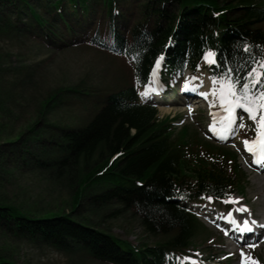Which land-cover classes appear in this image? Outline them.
<instances>
[{
	"label": "trees",
	"instance_id": "16d2710c",
	"mask_svg": "<svg viewBox=\"0 0 264 264\" xmlns=\"http://www.w3.org/2000/svg\"><path fill=\"white\" fill-rule=\"evenodd\" d=\"M134 2L136 15L125 36V27L116 23L117 0H0V32L33 29L60 40L61 32L63 36L71 32L73 39L84 37V42L128 56L135 80L107 94L83 125L44 123L50 128L43 140L45 130L34 124L25 140L18 138V144L10 147L17 166L31 158L36 168L68 181L73 193L69 213L49 211L44 217L0 202V233L6 237L59 251L82 250L110 264H160L169 252L188 248L200 229L172 194L223 197L235 188L243 189L234 152L200 141L186 127L175 132L171 118L158 120L154 106L138 101L136 88L145 83L152 60L164 50V72L171 76L181 73L185 65L193 66L210 48L222 66L243 75V65L251 57L259 59L264 51V0ZM96 4L104 8L97 22L91 18L71 27L64 12L83 19ZM244 44L249 45L247 53ZM222 66H212L213 74L226 70ZM65 91L50 94L40 114ZM3 164L4 148L0 149L1 170ZM81 201L97 209L112 202L131 209L144 230L160 242L138 247L100 230L81 217ZM0 264L15 263L0 255Z\"/></svg>",
	"mask_w": 264,
	"mask_h": 264
},
{
	"label": "rangeland",
	"instance_id": "374dc122",
	"mask_svg": "<svg viewBox=\"0 0 264 264\" xmlns=\"http://www.w3.org/2000/svg\"><path fill=\"white\" fill-rule=\"evenodd\" d=\"M117 1L120 13L116 23L126 26L136 15L135 0ZM92 7L94 10L83 19L71 14L67 16L65 12L64 15L70 19L72 28L76 21H89L92 18L97 22L104 8H98V4ZM56 26L61 29V23ZM66 33L68 35L63 36L61 32L60 40L33 29H23L18 34L0 32V149L4 148V170L0 167V202L16 205L36 217H44L49 211L69 213L73 188L63 178L57 180L56 176L36 168L31 158L26 160L28 164L17 166L18 158L10 154V147L18 144V138L25 140L29 128L34 124L39 130H45L41 135L43 140L48 137L50 128L44 123L65 126L84 124L98 110L107 94L132 82L127 58L86 44L81 39H73L71 32ZM59 89L69 91L60 93L56 102L40 114L43 102ZM169 98L181 101L177 93L169 94ZM165 107L167 111L160 110L158 117L167 114L172 117L176 109L179 111L173 116L176 130L188 126L198 133V137L207 139L203 133V125L207 121L205 110L196 111L191 116L180 111L181 102ZM28 148L36 151L33 146ZM238 160L241 162L239 157ZM240 164L246 182L245 189L237 193L243 196L242 201L246 202L254 215L264 216V174L255 176L244 164ZM260 179L261 183L257 182ZM78 211L93 226L129 243L141 246L160 242L158 236L144 230L134 211L116 202L97 209L81 201ZM207 229L209 231H203L190 240L191 248L187 254L193 255L197 251L203 255L206 253V256L217 254L221 256V264H235V255L226 261L221 260L227 244L212 228ZM262 251V254L258 251L260 260L255 258L264 262V247ZM0 255L15 264H109L92 258L82 250L59 251L39 242L12 239L1 233Z\"/></svg>",
	"mask_w": 264,
	"mask_h": 264
},
{
	"label": "snow or ice",
	"instance_id": "6c2138e0",
	"mask_svg": "<svg viewBox=\"0 0 264 264\" xmlns=\"http://www.w3.org/2000/svg\"><path fill=\"white\" fill-rule=\"evenodd\" d=\"M243 51L247 53L249 45L244 44ZM201 58L210 65L222 66L217 53L212 49L204 51ZM161 59L162 57L157 58L156 65L160 64ZM222 67L226 70L214 75L211 80L214 85L216 83L221 85L220 99L225 105L226 121L229 125L233 122L234 107L243 108L255 119L256 113L264 111V54L260 55L259 59L251 57L250 62L243 65V75L237 74L234 68ZM237 85L242 86L238 88ZM261 127H264V116H261V122L258 124V129ZM245 146L253 156L254 163L264 162V135L258 133L257 138L251 143L245 141Z\"/></svg>",
	"mask_w": 264,
	"mask_h": 264
},
{
	"label": "bare ground",
	"instance_id": "6f19581e",
	"mask_svg": "<svg viewBox=\"0 0 264 264\" xmlns=\"http://www.w3.org/2000/svg\"><path fill=\"white\" fill-rule=\"evenodd\" d=\"M207 91H208V82L206 80H204V84L202 85L200 92L205 94L206 98H208V101L206 103H209L211 100L214 99V97L212 95H207ZM166 110L167 109L165 107H161L162 112H165ZM257 182L261 183V179ZM260 185L262 186L263 184H260ZM236 202H237V200H236ZM170 260H171V263H169V264H172V261H174V260L176 261V259H174V257H172V255L170 257Z\"/></svg>",
	"mask_w": 264,
	"mask_h": 264
}]
</instances>
